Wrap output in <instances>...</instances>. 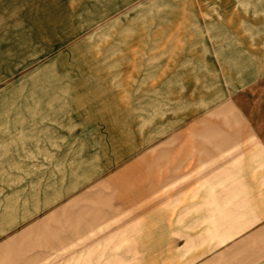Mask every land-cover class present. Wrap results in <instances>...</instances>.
I'll use <instances>...</instances> for the list:
<instances>
[{"label":"rangeland","instance_id":"obj_1","mask_svg":"<svg viewBox=\"0 0 264 264\" xmlns=\"http://www.w3.org/2000/svg\"><path fill=\"white\" fill-rule=\"evenodd\" d=\"M0 264H264V0H0Z\"/></svg>","mask_w":264,"mask_h":264}]
</instances>
